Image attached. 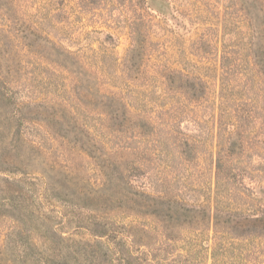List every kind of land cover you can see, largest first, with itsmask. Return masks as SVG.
<instances>
[{"label":"rangeland","instance_id":"1","mask_svg":"<svg viewBox=\"0 0 264 264\" xmlns=\"http://www.w3.org/2000/svg\"><path fill=\"white\" fill-rule=\"evenodd\" d=\"M160 1L0 0V9L9 6L10 18L15 22L12 32L34 31L42 43L50 40L64 52L62 68H58L31 54L32 47L19 50L0 32V80H12V75L6 73L14 74L28 65L31 90L38 98L56 99L63 106L60 109L72 115L71 121L86 139L97 142L99 159L93 160L74 148L70 140H63L65 133L57 126L48 131L56 141L46 135V145L60 146L58 162L70 179L90 181L98 189L119 160L113 156L119 142L110 120L114 115L125 116L126 153L130 160L146 165L157 183V196L179 200L176 196L182 195L180 189L186 187L189 191L200 181L208 187L200 193L203 206L211 214L233 216L234 239L221 238L220 242L222 247L235 248L233 254H213L219 244L215 221L203 219L174 226L172 236L178 239V246L211 248L200 257L204 264H214L218 259L221 264H264V237L258 236L264 235L263 226L254 229L250 222L264 215V64L258 65L256 59L261 56L260 63L264 62V0H166L169 4L163 9ZM1 14L0 24L4 22ZM17 78L18 73L14 80ZM76 88L78 99L73 93ZM5 113L12 116L13 106L3 108L0 104V161L18 145L16 131L10 128ZM191 121L198 124L196 134L202 132L200 136L184 133L194 132ZM33 132L37 138L42 136L38 130ZM183 139L192 145L197 143L195 155L184 156ZM237 139L239 147L246 146V152L229 159L224 154ZM245 154H253L257 167L246 163ZM221 157L227 169L248 170L250 175L243 173V178L262 186L258 190L262 197L239 188L238 180L232 182L233 187L221 184L215 174ZM29 164L28 168L22 167L24 170L16 169L21 171L15 175L0 174L1 185L5 184L3 179L15 180L19 190L6 202V207L15 211L0 208V246L7 244L8 250L12 248L20 255L24 244H36L34 264H61L62 256H67L70 264H94L95 259L89 261L90 252L78 246L94 243L92 250L103 251L99 259L104 264H117L119 247L107 238L94 236L90 210L73 207L67 198L48 190L37 171L40 167L34 162ZM104 164L110 167L104 169ZM98 206L93 214L98 223L94 224L101 228L154 225V218L129 208ZM18 214L27 216L21 224L14 221ZM52 215L54 224L47 226L58 225L65 237H70L64 249L56 244L44 247L47 229L41 224ZM72 215L74 220L70 221ZM87 226H91L94 237L82 230ZM159 227L162 231L168 229L162 223ZM156 238V245L168 242L161 235ZM126 240L118 233L115 241L122 244ZM140 243L146 250V239ZM69 247L77 252L72 258ZM178 253L169 258L174 259Z\"/></svg>","mask_w":264,"mask_h":264},{"label":"trees","instance_id":"2","mask_svg":"<svg viewBox=\"0 0 264 264\" xmlns=\"http://www.w3.org/2000/svg\"><path fill=\"white\" fill-rule=\"evenodd\" d=\"M1 9V19L4 22L0 24V32L4 33L6 41L9 40V42L14 45L17 44L18 49H21L22 51H25L28 46L30 48L32 47V51H30L31 54L36 53V55L43 58L46 63L62 68L64 52L58 44L50 40H46L45 43H42L41 40L43 39L40 36H37L34 31L27 34L21 30L12 32L11 25L15 22L10 18L11 16L8 11L9 6H3ZM29 55L27 57H29ZM256 59L258 60V65L264 64V62L260 63L263 60V57L258 56ZM9 61L10 60H8V62ZM17 73L18 78L14 80V75ZM6 75H12V80H8L7 82L0 80V104H3V108L6 106H13V115L9 116L7 113H5V115L6 117L9 116L8 122L10 128H13V130L16 131L14 132L16 136L15 144L18 142V145L15 149L8 152V156H6L4 160L0 161V174L11 173V175H15L21 171L16 169H22L24 165L28 168V165H30L29 163L34 162L35 166L40 167L37 171L39 172L40 178L45 182L48 190L50 188L57 194L67 198V201L73 204V207L77 208L79 206L81 209L90 210L92 216L89 219L92 220V226L95 229L94 236L100 239L107 238L109 243H116L115 245L119 247L117 264H204V259L200 260V257L202 253L208 252L211 248H208L205 245L202 246L201 250H193L189 246L179 247L178 239H175L174 236H172L175 231L174 226L178 225L183 227L190 224V222L196 223V221H200L201 219L205 221H215L214 231L216 234V240L219 241V244L216 249H213L214 255L222 253V256H225L226 254H233L235 252V248H226L227 246H224V244L222 247V243H220L222 240L221 238L234 239L236 227H232L235 222L233 216L230 213L223 214L222 212L211 214V212L203 206L200 193L202 190H208V187L204 186L205 184H201L199 181L197 186L188 189L189 191L186 190V187L185 190L180 189L179 193L182 195L176 196L179 200L168 195L162 194L161 197L156 195L157 183L154 178L151 177L152 175L148 173L146 165L141 164L137 159L130 160V154L126 153L127 147L125 146L126 142L123 136L127 132L128 127L124 123L125 116L120 114L114 115V118L110 120L114 125L115 133L117 135L116 137L119 142L118 148L114 151L113 156L115 159L119 160L113 164L112 171H109V175L106 176L107 181L102 188L98 189L97 187H94L91 182L87 180L81 182L72 177L70 179L69 176L66 175L64 168L61 167V163L58 162L61 159L60 146L57 149L53 145H46L48 142L45 138L46 135L52 138V142L56 141L55 138L49 134V128L57 126L60 131L65 133L62 137L63 140H70V143L73 144L74 148L87 154L93 160L99 159L97 142L94 140L92 142L89 138L86 139V134H84L79 127L71 121L70 116L72 117V115L61 110L59 106H63L59 104L56 99L38 98V95L35 94L29 86V80H32V78L28 77V65L24 69L19 67V70L14 74H11L10 71L6 73ZM73 93L75 98L78 99L79 95L77 88L76 90L73 89ZM190 124L194 126V132L190 130L189 132L185 131L184 133L189 135L196 134L198 129H200L198 124H195L193 121H191ZM33 130H38L42 136L39 138L35 137L33 135ZM201 133L193 136H200ZM239 136L241 139V135ZM240 139H237L233 146H230L228 150L226 149V154H224V156L229 157V159L232 157L237 158L240 154L246 152V146H244L243 149V144H240V147L238 145ZM261 143L264 145V141H261ZM196 144L197 143H194L192 145L190 140L183 139L181 145L186 148V155L184 156H187V153L189 155H195V152L197 151L194 150ZM246 144L249 145L247 142ZM11 152L16 154L13 155ZM254 153L257 152L255 151ZM252 155H246V158L248 159V162L246 163L254 164V167H257L255 162L252 161L254 160ZM51 158H55L54 162ZM219 161L215 174L221 184L224 185V183H226V186L233 187L232 182L238 180L237 183L239 188L246 192H251V194L258 198L262 197L261 191H258L262 190V186H258L257 182H248L251 180L245 177L243 178V173L247 175L249 173L248 170L244 172L242 169L243 167H239L238 169L237 167L236 169H227L224 167L222 157ZM103 167L106 169L107 166L104 164ZM22 174L25 173L22 172ZM3 180L5 181V184H0V201H3L0 203V208L2 207L6 209V211H15L13 209L9 210L6 207L8 206L6 202L11 201L16 194H19L18 183L15 180ZM4 197L7 199H4ZM99 204H102L104 207L111 210L129 208L134 210L133 212L138 215L154 218V225L148 227L145 224H123V226H115V228L110 230L109 228H106V226L101 228V226H96L98 220L93 216L94 210L99 207ZM5 213L10 214L11 212ZM53 216L54 215L44 218L43 224H41L45 227V230L47 229L44 247H48L51 244H56L58 247L65 244L66 241H70V237H65L63 229L60 230L57 228L58 225H54L55 227L53 228L47 226L48 223L53 226L50 224L53 221ZM24 217L26 218L27 216ZM24 217L23 215L20 216V214H18L14 218L15 223L21 224L25 221ZM70 219V221H73L74 216L72 215ZM94 222H96V225ZM250 222L254 229L263 226L261 231H264V215L262 217L254 218L253 220L251 219ZM160 223L166 225L168 229L162 231L159 227ZM90 229L91 226H87L82 230L89 231L90 235L93 236ZM37 231L39 232L41 229L34 230L32 235H36V233H38ZM118 233H122L127 238L126 242L117 244L115 240L117 239ZM178 234L181 236L184 235L180 232ZM156 235L163 236L168 242L156 245L153 243L154 240H157ZM258 236L264 237V235L261 234ZM145 239L147 243L145 246L146 250H142V244L140 242ZM148 239L149 242H147ZM98 241L100 240H97L96 243L105 246V242L102 243ZM75 242V240H71V243ZM93 244L94 243L91 245H88V243H79L78 246H82L85 249L84 252H90L89 261L93 262L95 259L96 262L94 264H104V262L99 259L100 257H103V251L101 249L98 251L92 250ZM7 246V244L0 246V264L8 263L9 260L12 264H34L36 261V256L34 255V248L37 247L36 244H24V246L21 247L23 253L20 255H17V252L11 247V250H8ZM62 249H64V245ZM69 251L71 258L72 255L77 253L74 252L71 247H69ZM177 252L179 253L174 259L169 258L170 255ZM180 252L184 253L180 254ZM11 258L13 260H11ZM221 263L222 261L219 259L214 262V264ZM61 264H70L67 256H62ZM80 264L82 263L80 262Z\"/></svg>","mask_w":264,"mask_h":264},{"label":"flooded vegetation","instance_id":"3","mask_svg":"<svg viewBox=\"0 0 264 264\" xmlns=\"http://www.w3.org/2000/svg\"><path fill=\"white\" fill-rule=\"evenodd\" d=\"M160 2H161V4H162L161 7H160V9L167 8V5L169 4L168 1H166V0H161Z\"/></svg>","mask_w":264,"mask_h":264}]
</instances>
